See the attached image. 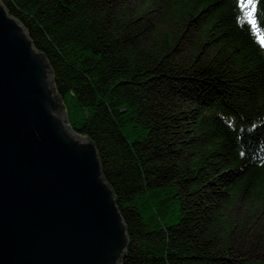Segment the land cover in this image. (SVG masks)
<instances>
[{
	"label": "trees",
	"instance_id": "16d2710c",
	"mask_svg": "<svg viewBox=\"0 0 264 264\" xmlns=\"http://www.w3.org/2000/svg\"><path fill=\"white\" fill-rule=\"evenodd\" d=\"M123 219L121 264H264V0H0ZM246 3V0H243Z\"/></svg>",
	"mask_w": 264,
	"mask_h": 264
},
{
	"label": "water",
	"instance_id": "95a60500",
	"mask_svg": "<svg viewBox=\"0 0 264 264\" xmlns=\"http://www.w3.org/2000/svg\"><path fill=\"white\" fill-rule=\"evenodd\" d=\"M0 2V264H119L127 231L94 145Z\"/></svg>",
	"mask_w": 264,
	"mask_h": 264
},
{
	"label": "snow or ice",
	"instance_id": "6c2138e0",
	"mask_svg": "<svg viewBox=\"0 0 264 264\" xmlns=\"http://www.w3.org/2000/svg\"><path fill=\"white\" fill-rule=\"evenodd\" d=\"M242 8L247 9L245 12V17L247 19V22L253 27L256 28L257 21L255 18L256 15V2L255 0H246V3L242 0ZM262 44H264V41H261Z\"/></svg>",
	"mask_w": 264,
	"mask_h": 264
},
{
	"label": "rangeland",
	"instance_id": "374dc122",
	"mask_svg": "<svg viewBox=\"0 0 264 264\" xmlns=\"http://www.w3.org/2000/svg\"><path fill=\"white\" fill-rule=\"evenodd\" d=\"M13 18V17H12ZM50 80L52 81V78H50ZM64 121H65V125H67V127H68V124H67V122H66V120H65V116H64ZM66 127V128H67ZM68 129V128H67ZM68 131L73 135L74 133L71 131V130H69L68 129ZM75 135V134H74ZM77 136V135H76ZM78 137V136H77ZM78 138H80V137H78ZM119 264H121V262H119Z\"/></svg>",
	"mask_w": 264,
	"mask_h": 264
},
{
	"label": "bare ground",
	"instance_id": "6f19581e",
	"mask_svg": "<svg viewBox=\"0 0 264 264\" xmlns=\"http://www.w3.org/2000/svg\"><path fill=\"white\" fill-rule=\"evenodd\" d=\"M66 126V125H65ZM67 127V126H66ZM71 130V129H70ZM72 131V130H71ZM74 135V134H73ZM75 137H77L76 135H74Z\"/></svg>",
	"mask_w": 264,
	"mask_h": 264
}]
</instances>
